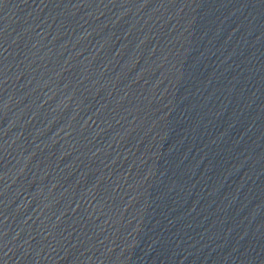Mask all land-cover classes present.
<instances>
[{
    "label": "water",
    "instance_id": "1",
    "mask_svg": "<svg viewBox=\"0 0 264 264\" xmlns=\"http://www.w3.org/2000/svg\"><path fill=\"white\" fill-rule=\"evenodd\" d=\"M0 264H264V0H0Z\"/></svg>",
    "mask_w": 264,
    "mask_h": 264
}]
</instances>
